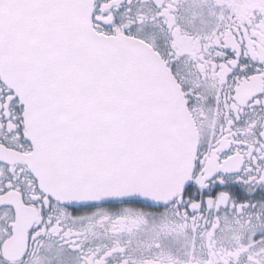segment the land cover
Masks as SVG:
<instances>
[{"label": "snow or ice", "instance_id": "1", "mask_svg": "<svg viewBox=\"0 0 264 264\" xmlns=\"http://www.w3.org/2000/svg\"><path fill=\"white\" fill-rule=\"evenodd\" d=\"M0 264H264V0H0Z\"/></svg>", "mask_w": 264, "mask_h": 264}]
</instances>
